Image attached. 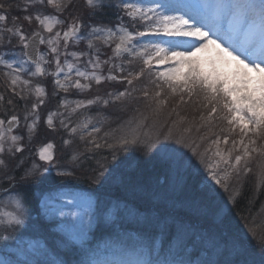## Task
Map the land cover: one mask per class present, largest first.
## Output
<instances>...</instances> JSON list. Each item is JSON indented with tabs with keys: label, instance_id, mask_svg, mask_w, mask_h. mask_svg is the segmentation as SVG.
<instances>
[{
	"label": "snow or ice",
	"instance_id": "6c2138e0",
	"mask_svg": "<svg viewBox=\"0 0 264 264\" xmlns=\"http://www.w3.org/2000/svg\"><path fill=\"white\" fill-rule=\"evenodd\" d=\"M106 9L115 14L114 23L98 19ZM0 87V189L11 194L0 202L4 233L24 226L30 189L50 179L41 180L42 171L54 170L59 178L79 175L103 188L112 174L107 153L116 160L119 152L142 143L145 124L132 118L105 129L89 114L93 109L98 114L110 107L135 111L143 104L159 115L171 100L179 116L176 109L192 103L199 109L197 132L206 131L200 142L181 136L175 143L197 159L233 208L246 197L245 178L253 173V163L258 168L255 191H264V0L191 5L83 0V7L77 0H0ZM72 92L80 98L69 99ZM53 99L55 106L48 107ZM42 131L60 135L68 153L63 162L52 140L32 152ZM165 138L173 139L171 129ZM204 142L208 145L201 149ZM158 152L166 173L193 166L178 149ZM55 214L61 217V234L50 243L37 240L26 247L17 239L15 255L0 249L8 257L0 256V264H246L235 258L241 254L235 243L224 238L212 242L221 249L216 260H199L200 247L183 222L166 224L164 231L168 242H175L176 255L184 258L161 259L157 249L148 259H100L90 244L91 230L102 226L91 202L76 194L59 198ZM0 239L7 245V235ZM258 243L264 252V238ZM50 249L78 258L50 260Z\"/></svg>",
	"mask_w": 264,
	"mask_h": 264
},
{
	"label": "trees",
	"instance_id": "16d2710c",
	"mask_svg": "<svg viewBox=\"0 0 264 264\" xmlns=\"http://www.w3.org/2000/svg\"><path fill=\"white\" fill-rule=\"evenodd\" d=\"M81 7H83V1L77 2ZM102 18L105 23H112L116 20L115 14L112 11L105 10L102 17L98 16V19ZM91 23V21H89ZM112 85L111 87H113ZM116 88L120 87L119 85H115ZM4 89L0 87V91ZM167 107L163 108V112L161 115H155L151 111L145 108L143 104L139 105L137 110L128 111L122 110L127 116L132 114H144L148 119L146 122H150L156 116L158 121L164 120L165 125L169 126L173 133H176L174 138L180 137L183 133L188 134L189 139H195L199 142V136L205 133L206 129H203L202 132H197V127L195 125L196 118H193L190 114V104L185 105V110L180 111L179 108L176 109L179 112V116L176 115L175 112L172 111L171 108L175 107L174 101H171ZM169 109V111H167ZM112 110L114 113H109ZM119 110L118 107H110L107 110H103L100 113L106 114L108 116L105 117L109 120V123L112 125L116 122L113 116L116 114L115 111ZM189 111V113H187ZM122 113V112H121ZM103 115V116H106ZM102 116V117H103ZM137 116V115H136ZM163 116V117H161ZM151 118V119H150ZM181 118H184V123H179ZM112 119V120H111ZM176 122V123H174ZM108 123V128H110V124ZM192 124L193 127L190 125ZM157 127L155 125H152ZM190 128V132H186L185 129ZM153 130V129H150ZM103 135V133H101ZM145 135V134H144ZM143 135V137H145ZM186 137V136H185ZM144 139V138H143ZM40 140V139H39ZM38 142V137L33 141L31 148L32 151L35 149ZM208 143V142H207ZM208 144L206 142L201 144V149L206 147ZM158 145L156 143H150L145 146H136L135 148L126 151L119 152L116 160L112 159L111 153H107L108 160L107 166L111 170L112 174L105 184L103 188L99 185H90L82 177L79 175L76 178H68V183L73 185H90L91 188L96 186V188H92L93 194L95 196V207L97 209L96 216L99 219L101 227H93L90 233V244L99 242H109L113 246H117L121 248L124 246L120 243V238L117 235L118 230L123 231H135L140 232L141 234H149L147 229V219L141 218L135 224L129 223L126 221L120 220L121 212L118 211L119 208H116L118 213L115 211L114 213V222H106L104 219V214L109 211L110 206L113 203L119 205L121 203H144L140 198L147 197L150 203H158L148 207L151 211L157 214V220L160 222L153 224L156 230H160L159 234L162 235V250L170 244L167 239V235L163 228V223L165 217L172 218L177 221H187V223H191V226H198L203 229L220 228L218 223H214L217 220H220V223L225 226L226 230L231 233L233 230L234 234L240 231L241 234L244 233H254L251 234V239L247 241L252 249V253L254 256H264V252H262L261 247L258 241L261 238H264V191L257 193L255 191V173L258 171L257 163H253V173H250L247 178V186L245 188L246 197L244 201H242L241 207L233 208L231 204H229V208H227L226 213H222V216L214 218V215H211L210 211L212 208V202L207 195L210 194V191L207 188H203L201 184L200 178V167L198 168L196 162L197 159L193 157L191 164L193 166H188L187 164L181 166L177 171H173L170 173H166L160 164L161 154L157 150ZM161 148L162 145H161ZM160 148V149H161ZM180 151V149L177 147ZM66 158V157H65ZM39 162V161H37ZM41 163V162H39ZM118 165V166H117ZM194 167V168H193ZM107 174V173H106ZM44 177H49L51 180L50 184H54L60 180L52 175H40V179ZM165 177H167L165 179ZM75 185V186H76ZM101 189H98V188ZM33 188V187H32ZM30 189L28 194L29 200V222L34 225L35 231L31 230V235L42 236L45 235V241L51 242V238L54 239L55 236L59 235L58 232L53 231L50 228H54L55 225L48 224L42 220L40 217V211L37 205V196L36 192L41 190L39 187ZM182 196H181V195ZM139 198V199H135ZM163 203V204H160ZM183 203H187L189 208H185ZM102 211H101V208ZM183 207V208H182ZM216 209V208H215ZM203 214L209 215L208 217H204ZM32 218V219H31ZM212 219H215L212 221ZM211 221L214 224H211ZM165 223V222H164ZM210 223V225H209ZM119 225H123V227H118ZM166 225V224H164ZM228 229H231L229 231ZM27 230L25 229H17L15 232L11 233H2L0 232V237L4 235H12L15 237H22L24 234H27ZM145 237V236H143ZM145 238L149 239L153 242L154 238L150 236H146ZM10 239L8 238L7 243H9ZM242 242V241H241ZM8 244L5 245L3 239H0V249H8ZM164 250V251H165ZM64 251V250H63ZM162 252V251H161ZM65 260L71 261L74 258H78L71 251H64L62 253ZM256 264V263H254ZM259 264V263H258Z\"/></svg>",
	"mask_w": 264,
	"mask_h": 264
},
{
	"label": "rangeland",
	"instance_id": "374dc122",
	"mask_svg": "<svg viewBox=\"0 0 264 264\" xmlns=\"http://www.w3.org/2000/svg\"><path fill=\"white\" fill-rule=\"evenodd\" d=\"M83 0H77V2H82ZM173 3H179V4H182V5H191V4H195L198 2V0H172ZM115 20L112 22L114 23ZM43 47V46H42ZM49 94L51 93V85H48V88H47ZM94 93H85V94H82L83 96H91L93 95ZM61 95H64L61 93ZM75 95V92H72V96ZM77 95V94H76ZM72 96H69L68 95V98L69 99H77V98H80V96L78 97H72ZM55 106V99L52 100V102L48 105V107H54ZM172 109V108H171ZM46 111L47 109H42V113L43 114H46ZM167 111H169V109H167ZM190 111V110H189ZM189 111H187V113H189ZM122 112V113H121ZM163 112V111H162ZM109 113H114L112 110L109 111ZM115 115L113 116L114 120L116 122H114L115 124H112V125H115V127L118 125V124H123L125 123L126 121H128L129 119H132V118H135L136 120L138 121H143V120H147L145 119L144 117H146L144 114H141V113H138V114H132V115H129L127 116V114H125L121 109L119 110H116L115 111ZM90 115H93L95 117H98L97 119L100 120V122L102 123V126L105 128V129H108V123L106 122V118H103L102 116L103 115H106V114H102L100 113L99 116L97 114H93L92 111L89 113ZM162 113H160L161 115ZM190 114L194 115V113H192L190 111ZM137 115V116H136ZM199 114H197L196 116L198 117ZM104 117H107L108 116H104ZM163 117V116H161ZM151 119V118H150ZM112 120V119H111ZM200 120L197 119V122H199ZM110 124V123H109ZM143 124H145L146 126L143 128V130H146L145 135H150L151 132L148 131V129H153V130H156V131H152L154 133H162L165 134L169 131V126H166L165 125V121L162 120L161 121H158L156 119V116L153 118L152 121L150 122H146L145 123L143 122ZM152 125H155L157 127H154V126H151ZM111 125V124H110ZM192 127L193 125L190 124ZM112 127V126H111ZM203 130V128H202ZM172 131V130H171ZM149 132V133H148ZM144 135V136H145ZM184 136L188 137V134L186 135L185 133L183 134ZM202 135V134H201ZM200 135V136H201ZM142 137L143 135H141V140H142ZM54 138H59L58 140H61V138L59 137V134H45V132H41L38 136V146H36V148L32 151L33 153L36 151V149L40 146H42L43 143H47L48 140H52L54 143H55V139ZM146 138L148 137H145V140ZM40 139V140H39ZM200 142V141H199ZM206 144H208L206 142ZM223 147V146H222ZM55 154L56 156L60 159V157L64 158L66 157V155H68L67 152L63 151L62 149V145L59 144L56 146L55 148ZM188 159L190 161L193 160V156L189 155L187 156ZM37 161L38 158H37ZM64 161V160H63ZM61 162V161H59ZM39 163V162H37ZM201 171H202V179L204 180L205 182V185H211V188L212 189H215V191H211L209 190V187L207 188L209 191H210V194L208 193L207 195H209L208 197L210 198L211 200V204H212V208H211V215H214V218H217L219 216H222V213H226L227 212V208H229V204L227 203V200H228V196L227 194H225L223 192L222 189H220L218 186H216L213 182H211L208 177H207V174L205 173L204 171V168L203 167H200ZM53 172H55L54 170H52ZM45 172H48V171H45ZM254 178L256 179V177L254 176ZM42 180V179H41ZM60 180V179H58ZM61 181V180H60ZM51 180H48L46 181L45 183L41 184L39 182H37L36 184H34L32 187V189L34 190V188L36 187H39L41 190H39L38 192H36V196H37V205L39 207V211H40V214L42 215V218L44 219V221H60L61 220V217H59L57 214H55V209L57 207V200L59 198H63V197H70L74 194L76 195H81V196H84L86 197L92 204V210H93V206H94V201H93V198H91V192L89 191V189H83L82 187H79L78 189H69L67 187H65V184L64 183H57V184H50ZM232 184H235V181L232 182ZM9 195H11L10 193L8 192H5L3 191L2 189H0V202L2 201H5L8 199ZM181 195V194H180ZM182 196V195H181ZM44 201H48V204H47V207H45V204H44ZM183 205H185L184 209L186 208H189L187 203H183ZM0 206H3L2 203H0ZM123 206V205H122ZM29 205L26 206V209H25V216L23 217L24 219V226H21L20 228L21 229H25L27 230V234H24V236L22 237H15V239L11 240L12 238H14V234L12 235H7L8 238L10 239L8 246L9 248L8 249H5L6 252H11L13 255H15V252H14V249H13V245L15 244L16 240L17 239H20V240H23L25 242V247L27 246V244L29 242H32V241H40L41 243L45 242V235H42L38 238L35 237V235H31V230H33V232H36L35 231V226L32 225L30 222H29V214H30V211H29ZM183 208V207H182ZM216 208V209H215ZM6 211H11V207H8L5 209ZM202 215L204 217H208L209 218V215H205L202 213ZM32 219V218H31ZM215 219H212V221H214ZM61 228H62V225L59 223V225H57V230L61 233ZM229 231H231V229H228ZM221 230H219L220 232ZM0 232L4 233L3 229L0 228ZM5 234V233H4ZM251 234L254 235V233L252 232V230L250 231V233H244V234H241L240 231L236 232V235L235 237L233 236L234 235V232L233 230L231 231V233L229 234V237L227 234L224 233V236H221L220 237H217V238H214V235L212 233V238L207 235L206 233L204 234L203 233V237H204V240L203 242H201L202 244L204 245H207L209 247V245L212 244L213 241H218V239H228L230 243H235V248L237 251H239L241 254L238 256L240 260H243V262H251V263H256V264H262V261H264V256H254V254L252 253L253 249L248 245L246 244L247 241L249 239H251ZM201 234L198 235L196 238H201ZM217 236V234H216ZM215 236V237H216ZM132 237V236H130ZM211 239H210V238ZM232 237V238H231ZM125 238H128L127 236H125ZM136 243L137 242H141L139 241L137 238H132ZM53 239L51 238V241ZM196 240V239H195ZM233 240H235L236 242H234ZM129 241V238L126 240V242ZM201 241V240H200ZM211 241V242H210ZM242 241V242H241ZM102 249H103V252L104 255L106 256L105 259H108V260H117V261H121V260H125V261H136L138 259H148V255H146V257L143 255V256H138L137 253L135 252H130V253H123V255L121 253H113V248L112 246L110 245H103L101 246ZM155 247L157 249V243L155 244ZM98 250V249H97ZM211 257L213 260H216L218 258L217 256V253L215 252V250H211ZM155 253V252H154ZM202 253L199 252V255H201ZM122 255V256H121ZM0 256H3V258L7 259V255L5 253H0ZM21 260L23 259V257H19ZM177 260L181 259V258H184V257H173ZM171 258V259H173ZM201 259V257H198V259ZM224 259H230V258H227V257H223ZM48 259L50 260H54V259H62L60 253L59 255L56 254V252H53V251H50L49 250V256H48ZM121 259V260H119ZM194 260H196L197 258L196 257H193ZM237 259V257H236Z\"/></svg>",
	"mask_w": 264,
	"mask_h": 264
}]
</instances>
